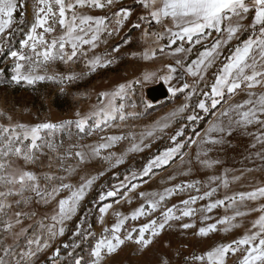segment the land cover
I'll use <instances>...</instances> for the list:
<instances>
[{"label": "rangeland", "instance_id": "rangeland-1", "mask_svg": "<svg viewBox=\"0 0 264 264\" xmlns=\"http://www.w3.org/2000/svg\"><path fill=\"white\" fill-rule=\"evenodd\" d=\"M102 2L106 3V0ZM33 3L34 0H25L24 22L20 23L18 11L14 15L16 23L0 37V46L4 49L0 52V69L4 70L3 74H0V125L35 126L48 122L65 124V127L48 136V139L57 146L56 152L45 146L36 151L37 159L34 163H25L22 158L14 156L9 159L14 161V166L36 173L40 177V184L46 185L49 191L53 186L61 184H70L73 187L71 190L61 189L48 203L42 202L34 193H25V196L31 198L28 203L16 204L15 201L21 197L16 195L8 197L7 202L12 206L6 208L4 213H0V258L5 259L6 264H16V260L20 258L18 254L27 248V239L33 235H40L38 225L41 221L49 226L56 224L58 231L61 225L51 219L58 211V202L67 198L71 191H75L90 179L93 182L85 189V195L79 202L76 213L62 225L65 229L64 234L57 235L48 241L49 247L43 248L44 241L48 240L45 231L41 241L42 250L36 252L33 257L25 258L21 264H76L77 260H80V264H93L95 257L91 253L95 243L104 235L111 236L110 230L123 217L126 219L118 235L125 242L112 254H107L106 251L102 253L103 259L100 264H202L195 257L256 231L252 228V223L261 213L251 209H258L264 204V198L240 202L238 194L264 187V175L256 174V168L242 169V175L216 174L212 166L208 167L201 162L210 160L208 155L215 145L217 150L227 154L228 164L238 161L251 162L252 159L249 161L247 157H255L259 153L256 142L247 141L240 128H235L222 144L207 142L214 139L212 133H208L210 124L227 123L228 118L221 117L220 113L229 105L247 99L249 90H243L242 93L238 90L231 99L229 93L225 91L223 99L217 98L220 102L212 108L211 98L204 95L211 92V85L227 62L226 58L233 53L236 46L242 44L243 41L239 43L241 37L230 46L235 39L226 40V28L223 32L207 29L199 37L194 36L191 42L185 38L183 41L177 39L175 43H171V34L167 29L178 31L173 22L164 19L157 23L140 0H116L113 5L104 8L77 7V12L105 18L107 29L99 34L96 46L83 45L73 61L65 63L57 59L38 69L40 74L47 72L49 76L54 75L55 80L46 79L34 85L24 81L16 83L11 79L14 61L10 52L20 51L31 55L30 49L23 48L21 42L26 38L34 22ZM121 9H129L131 15L122 26H117L116 13ZM66 15L70 17L71 10ZM253 18L254 10L247 14L242 23L249 25ZM50 24L55 31L46 34L45 38L49 41L62 33L58 23L50 21ZM137 24L139 27L134 26ZM42 31L38 29V32ZM251 34L252 29L246 28L242 36H246L247 39ZM197 38L200 43H196ZM217 40L223 43L213 54L215 59L209 58L210 64L205 61L199 76L189 73L188 67L195 69L194 62L201 58L200 54L211 50ZM180 47L185 51L177 52L176 49ZM65 51H71L70 45L66 46ZM146 52L151 58H144ZM97 57L100 58V64L93 70L90 61ZM168 65L176 68L174 79L171 81L154 79L132 83L145 71L163 70L161 75L166 74ZM69 75H74L75 79L67 80L66 77ZM61 78H64L63 82ZM159 83H163L168 89H183L185 83L189 87L175 94L169 90L168 99L154 104L147 99L146 91ZM120 84L131 85L127 95L116 100L117 105L125 106V119L121 121L117 116L116 120L108 121L100 128L94 127V119L89 120L88 125L92 127L86 126L85 132H79L75 122L98 110L104 99L101 93H112ZM257 88L250 91L259 93L256 91ZM202 100L209 109L207 112L198 107ZM185 105L187 107L183 112H177ZM173 112H177V115L172 116ZM193 114L197 119L190 121L188 117ZM69 121L72 122L70 125L67 124ZM164 124L168 126L163 127ZM181 129L183 134L178 136L177 133ZM149 131L153 133L151 136L146 135ZM113 136L123 139L115 141L111 147L101 148L98 156H90L84 162H80L74 155L63 160L58 158L66 154L70 145L99 146L107 143L108 138ZM133 145H138L139 150L130 151ZM177 145L182 147L167 163L154 166L147 175L144 174V169L150 162ZM78 150L81 149H71L73 153ZM83 150L90 152L88 147H84ZM120 160L122 162H118ZM45 174L55 176L57 179L46 180ZM235 177L240 179L237 180ZM225 180L228 181L227 187L224 186ZM213 189L215 191L211 196L205 195ZM4 190L6 189L0 185V191ZM109 191H114L116 195L107 196ZM102 195L105 197L103 200L100 199ZM234 195H237V204L231 206L227 198ZM161 196L164 197L163 200L160 199ZM193 197L196 200L190 206L194 212L191 216L185 217L182 215L186 207L183 202ZM217 200H223L224 204L208 211V205ZM156 201L159 203L153 208L152 204ZM108 205L111 207L106 213H102L100 209ZM141 208L145 214L137 216L135 220L132 219V214ZM169 209H172L180 219L168 221L165 228L155 237L152 236L151 230L146 232L145 239L152 240L147 247L138 244L136 241L139 239V229L153 220L158 225ZM237 210L246 214L236 216ZM15 212L27 214L20 217L23 221L21 225H15L16 217L13 215ZM226 216H235L230 225L221 223ZM9 219L14 224L12 232L4 230V221ZM186 223L194 226L185 229L183 225ZM211 224L216 225L215 231L204 237L198 235L201 227L206 228ZM226 227L229 228L228 231H224ZM21 228H26L27 233L14 237L13 233H19ZM106 229L109 231L106 232ZM70 232L76 238L75 241L78 239L77 243L71 244L69 241ZM77 232L81 237L76 234ZM129 234L132 235L131 240L127 239ZM79 239L84 241L81 243ZM8 246L12 247L16 255L4 256V248ZM233 247L236 245L233 244ZM244 255L243 247L235 254L229 252L226 264H239Z\"/></svg>", "mask_w": 264, "mask_h": 264}, {"label": "snow or ice", "instance_id": "snow-or-ice-1", "mask_svg": "<svg viewBox=\"0 0 264 264\" xmlns=\"http://www.w3.org/2000/svg\"><path fill=\"white\" fill-rule=\"evenodd\" d=\"M116 3V0H34V22L31 25L30 31L26 38L21 42L22 47L30 49L31 55H26L20 51H11L10 56L13 58L14 66L12 68L13 75L12 81L20 83L26 82L29 85H34L38 81H44L46 79L55 80L54 75L49 76L47 72L40 74L38 69L46 66L48 63L55 62L57 59L68 63L73 61L77 57L78 52L81 51L83 45L96 46V41L99 39L101 31L107 29L104 17H93L84 13L77 12V7L83 9L85 7L104 8ZM140 3L147 9H149L150 16L157 22L161 23L164 19H170L175 28L178 31H173L172 28H168L167 31L171 34V43H175L177 39L183 41L185 38L189 42L192 41L194 36L199 37L200 34L205 33V30L212 29L217 32H223L226 28V40L231 41L234 38H238V33L246 30V28L252 29V34L242 42V44L236 46L233 53L226 58L227 62L223 65L219 74L216 76L215 82L211 85V92L205 93V97L211 98V107L215 108L223 99L225 91L229 93V99L232 95L237 94L238 90H249L247 92V99L241 102L229 105V107L220 113L221 117H227L226 125L223 123L213 124L208 133H227L231 135L235 128H240L247 131L250 125H260L264 127V91L259 93L250 91L251 89L261 87L264 88V0H140ZM54 6L56 10H54ZM71 10V16L66 13ZM254 10V18L249 25H244L242 21L246 19L249 12ZM20 12V23L24 22L25 14V0H0V37H3L5 31L12 27L16 21L14 15ZM131 11L129 9H121L116 13V25L122 26L124 22L130 17ZM142 19H147L142 17ZM50 21L58 23L61 26L62 33L59 36H54L50 41L47 40L46 34L53 33L55 28L50 24ZM139 27V24L134 25ZM38 29H42V32H38ZM196 43H200L197 38ZM222 41L217 40L211 50H206L200 54L201 58L194 62L195 69L188 67L187 71L193 76H199L202 70V66L205 65V61L211 63L209 58L215 59L214 53L221 47ZM70 45L71 51L66 52V46ZM118 51V49H116ZM4 49L0 46V52ZM177 52H184L183 47L177 48ZM154 55V53H152ZM144 58L149 59V53H144ZM91 67L94 70L98 64H100V58L90 61ZM179 64L180 61H177ZM106 66V65H105ZM167 73L161 75L160 72L145 71L141 77L132 83H143L152 81L154 79H162L165 82H169L174 79V73L176 68L168 65ZM4 70L0 69V74H3ZM64 78H61L63 82ZM71 81L75 79L74 75L66 77ZM188 84L183 85V89H187ZM130 84H120L118 89L112 93H101L104 98L101 101V106L98 110L92 112L86 117H83L76 121V127L79 132H85L86 126L89 120L94 119V127L100 128L101 125L107 124L108 121H114L117 116L121 121L125 119L124 104H116L117 98H123L127 95V91L130 90ZM182 88H170L169 90L175 94L178 91H183ZM220 98V99H217ZM106 101V102H105ZM150 106V105H146ZM135 107V105H133ZM187 105L181 107L177 112H183ZM198 107L207 112L209 109L206 103L202 100L199 102ZM177 112H173L171 115H177ZM79 115V113L77 114ZM135 115V113H133ZM167 119V118H165ZM190 121L197 119L196 115H190L188 117ZM72 122H67L70 125ZM65 124L57 125L54 123H39L35 126H28L25 124H16L14 127H4L0 125V185L6 190L0 191V213H4L6 208H11V203L7 202V198L13 195L21 197L20 200L15 201L16 204L28 203L31 199L25 196V193H34L44 203L50 202L56 195L59 194L61 189H72L70 184H61L59 186H53L49 191L47 186L40 184V177L32 171H26L20 167L14 166V161L9 157L22 158L25 163H34L37 159L36 151L43 147H48L51 151L56 152L57 146L48 139V136L52 135L59 128L65 127ZM164 124L163 127H167ZM151 131L146 135L151 136ZM181 129L177 135H182ZM123 139V137L113 136L108 138V142L99 146H80L70 145L69 150L64 156H58L59 159L74 155L80 162L86 161L90 156H98L101 148H108L112 146V143ZM175 140V137H173ZM260 144L264 145V134L257 137ZM30 141V143H25ZM212 144L224 143V137L221 135L219 138L210 139ZM203 143V142H202ZM255 146V145H253ZM84 147H88L90 152H85ZM182 145H177L175 148H170L162 155L157 156L155 160L149 163L144 169V174L147 175L152 167L160 166L168 162V160L175 154ZM73 148H80L81 150L71 151ZM130 151L139 150L138 145H133ZM206 155V153H205ZM199 159V156H198ZM122 162V160L118 161ZM208 167H211L216 161H201ZM51 167V164H49ZM44 179L53 180L57 177L50 174H45ZM62 179V178H61ZM239 180L240 177H235ZM92 180H88L84 185L71 191V194L58 202V211L51 217L53 221L58 222L61 227L58 231L56 224L51 226L46 225L41 221L39 223L40 235H33L27 239L26 250L20 252L19 259L16 260V264H21L25 258H30L36 255V252L41 249V241L43 239V233L46 231L48 234V240L44 241L43 248L50 246L48 241L55 238L57 235L64 234V227L62 226L65 220L71 219L79 206V202L85 195V189L90 187ZM224 186H228V181H224ZM191 187V185H190ZM212 192L205 193L206 196H211ZM170 194V193H169ZM107 196H115L114 191H109ZM102 195L100 199H104ZM264 198V187H259L255 191L241 192L238 194L240 202L255 201L257 199ZM164 199L163 196L160 197ZM231 202V206L237 204V195L227 198ZM196 198L186 200L183 203L185 208L182 211V215L189 217L193 214L194 209L191 208V204L195 203ZM159 201L152 204L155 208ZM224 204L223 200H217L215 203L208 205L207 210L211 211L212 208L218 205ZM111 205L105 206L100 209L102 213H106ZM252 211H259L261 215L253 221L252 228L256 231H251V234H245L242 238L233 241L227 245H219L214 249L208 251L206 254L195 257L204 264H226V256L229 252L235 254L243 247L245 255L240 260L239 264H264V204L260 205L258 209L253 208ZM144 209H138L132 214V219H136L139 215H144ZM246 213L236 211V216H243ZM15 219V225H21L23 221L21 216L27 215L23 212H15L13 214ZM126 217H123L116 223L111 231V236H102L94 246L91 255L95 257L93 264H100L103 259L102 253L106 251L107 254H112L118 250V248L124 244L118 233L121 231L122 225L125 222ZM173 219H180L176 216L172 209H169L164 213L163 220L157 225L155 220L149 224L143 225L139 229V239L136 241L142 247H147L152 243V240L145 239V233L151 230L153 237L158 235L164 228L168 221ZM207 219V217H205ZM235 219V216L225 217L221 223L230 225L231 221ZM101 222H103L101 220ZM194 225L184 224L183 228H191ZM235 227L236 225H231ZM14 228L13 221L11 219L4 221V230L12 232ZM216 230V225L211 224L208 227H201L198 235L204 237L210 232ZM229 228H225L224 231H228ZM108 232L109 230H105ZM27 233L26 228H21L19 233H13L14 237L25 235ZM77 235L80 233L77 232ZM127 239L131 240L132 235L129 234ZM233 244L236 247H233ZM35 246V248H33ZM67 247V245H65ZM16 255L12 251V247L8 246L4 248V256ZM56 255H59V249L56 251ZM0 264H6L5 259L0 258ZM76 264H80V260L76 261Z\"/></svg>", "mask_w": 264, "mask_h": 264}, {"label": "crops", "instance_id": "crops-1", "mask_svg": "<svg viewBox=\"0 0 264 264\" xmlns=\"http://www.w3.org/2000/svg\"><path fill=\"white\" fill-rule=\"evenodd\" d=\"M245 31V30H244ZM244 31H242L241 33H238V38H234L235 41L233 43L230 44V46H232L235 42L238 41V39L240 37H242V34L244 33ZM243 90H247V89H242L241 93L243 92ZM256 91H264V88L258 87L256 89ZM262 119H264V117H261ZM213 125V124H212ZM210 124L209 128L212 126ZM255 128V131H254ZM241 132L244 133V135L247 137V141H255L256 145H257V150H259V153L254 157H247V159L249 161H254L252 162H245L244 161H238L235 162L234 164H228V156L225 152L219 151L217 150V146L215 145L213 147V150H211V152L209 153V158H210V162L212 161H216L217 163H213L212 167L215 170L216 174H238V175H242L241 170L242 169H257L256 170V174H259L261 176L264 175V145L260 144L257 140V137L260 136L261 134H264V127H261L260 125H250L247 129V131L242 130ZM214 139L219 138L221 135H223L224 137V141L228 139V135L227 133H212ZM245 157V158H246Z\"/></svg>", "mask_w": 264, "mask_h": 264}, {"label": "water", "instance_id": "water-1", "mask_svg": "<svg viewBox=\"0 0 264 264\" xmlns=\"http://www.w3.org/2000/svg\"><path fill=\"white\" fill-rule=\"evenodd\" d=\"M146 96L149 101L156 104L169 98V89L163 84L159 83L147 89Z\"/></svg>", "mask_w": 264, "mask_h": 264}, {"label": "trees", "instance_id": "trees-1", "mask_svg": "<svg viewBox=\"0 0 264 264\" xmlns=\"http://www.w3.org/2000/svg\"><path fill=\"white\" fill-rule=\"evenodd\" d=\"M246 39V36H242L241 38H240V40H239V43L241 42V41H244ZM79 237H81L80 235H79ZM68 239H70L69 241L70 242H72L71 244H73V243H77L78 242V239L75 241V237H73L72 236V232H70V234H69V238ZM79 241H81V243L84 241L83 239H79Z\"/></svg>", "mask_w": 264, "mask_h": 264}]
</instances>
